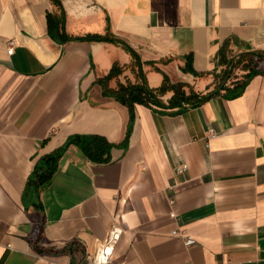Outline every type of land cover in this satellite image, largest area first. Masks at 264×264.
<instances>
[{"label":"crops","instance_id":"0c3cea01","mask_svg":"<svg viewBox=\"0 0 264 264\" xmlns=\"http://www.w3.org/2000/svg\"><path fill=\"white\" fill-rule=\"evenodd\" d=\"M61 1L73 37L64 43L49 33L51 0H0V264H90L113 224L123 232L112 264H264V73L235 97L238 77L225 79L179 113L137 104L129 143L109 162L71 145L38 197L25 190L38 160L69 136L125 138L129 108L97 80L115 62L125 70L112 87L135 80L134 58L119 43L80 38L110 30L137 52L151 87L167 75L207 93L221 82L225 42L229 54L264 50V0ZM189 55L203 76L183 69Z\"/></svg>","mask_w":264,"mask_h":264},{"label":"trees","instance_id":"16d2710c","mask_svg":"<svg viewBox=\"0 0 264 264\" xmlns=\"http://www.w3.org/2000/svg\"><path fill=\"white\" fill-rule=\"evenodd\" d=\"M51 2L60 12L57 10L58 12L47 13L50 35L61 43L73 39L66 32V12L62 1L51 0ZM80 39L116 42L132 54L134 62L131 64V69L135 74V80L128 79L125 82L119 81L116 87L110 85L111 80L119 78L125 70L124 66L118 62L113 64L108 74L97 80L102 86L103 95L112 97L129 108V124L125 138L120 144L112 143L104 136L98 134H74L69 136L60 147L42 156L28 176L25 187V190L28 188L33 189L36 197L50 184L58 168L60 159L71 145H76L89 160L97 163L109 162L111 160V151L114 147H126L133 130L137 104H143L153 109H160L166 113H179L188 107L199 106L210 99L214 92L222 87L225 79L238 77L237 80L233 81L232 97H235L242 94L254 74L264 73V50H251L229 54V42L227 41L219 50V65L223 66V68L220 75L221 82L214 90L207 93L197 92L187 83L171 81L167 75H164L160 86L151 87L143 73L139 55L125 40L116 37L110 30L105 34H89ZM183 69L193 73L195 76L204 75L193 68L192 55L187 56V63ZM238 71L242 73L240 74ZM224 87L227 86L225 85ZM169 92L172 93V96L168 99V102H165L163 96ZM43 240L44 237L41 228L38 233V238L32 240L35 248H39L38 243Z\"/></svg>","mask_w":264,"mask_h":264},{"label":"built area","instance_id":"2783aa9c","mask_svg":"<svg viewBox=\"0 0 264 264\" xmlns=\"http://www.w3.org/2000/svg\"><path fill=\"white\" fill-rule=\"evenodd\" d=\"M15 47V40H9V48L8 52L11 54L13 53ZM211 136H215L216 132L211 130ZM188 168L186 163L179 164L176 168L177 173H184ZM174 201H172L173 203ZM172 217H176L174 212L171 213ZM122 228L117 224H113L105 237L96 248L95 253L92 255L90 253L87 254V259L89 260L90 264H112V255L116 244L118 243L121 235H122ZM173 235L180 237L184 240L187 246H192L196 244V239L192 236L188 235L184 230L175 229L173 230Z\"/></svg>","mask_w":264,"mask_h":264},{"label":"rangeland","instance_id":"374dc122","mask_svg":"<svg viewBox=\"0 0 264 264\" xmlns=\"http://www.w3.org/2000/svg\"><path fill=\"white\" fill-rule=\"evenodd\" d=\"M236 71H237V70H236ZM236 71H235V74H236ZM238 73H240V74H241L242 72H241V71H238ZM234 76H235V75H234ZM234 76H233V77H234ZM231 79H232V78H230V80H231ZM227 81H228V80H227Z\"/></svg>","mask_w":264,"mask_h":264}]
</instances>
